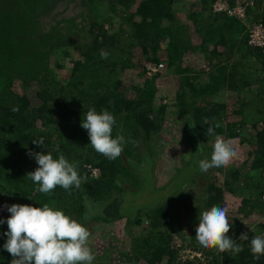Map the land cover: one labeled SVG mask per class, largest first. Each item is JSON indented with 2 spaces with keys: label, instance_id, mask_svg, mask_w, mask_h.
Returning a JSON list of instances; mask_svg holds the SVG:
<instances>
[{
  "label": "trees",
  "instance_id": "obj_1",
  "mask_svg": "<svg viewBox=\"0 0 264 264\" xmlns=\"http://www.w3.org/2000/svg\"><path fill=\"white\" fill-rule=\"evenodd\" d=\"M57 1L0 0V195H14L33 207H43L47 203L82 225H86L91 219L112 221L126 217L128 222L141 226L138 228L140 235L135 233L133 236L136 241L133 256L137 264H142L141 260H144L145 264H197L195 259L182 260L177 257L170 233V225L175 218V195L193 175L202 174L199 170L201 159L197 145H194L192 160L198 158V167L191 170L194 172L190 171L187 178L178 179L179 173L190 164V160L179 173L173 175L178 185L170 198L156 205L139 203L130 207L126 204L127 198L138 196L147 189V178L140 171L142 163H133L124 154L134 151L135 146L123 147L125 152L115 160H109L98 153L90 155V150H84V146L90 143L87 131L80 126L82 103H86L87 111L107 110L115 117L113 138L119 134L116 132L124 127L123 124L128 125L134 134L142 133L146 137L160 127L158 117L153 115L154 97L149 86L152 79L148 77L144 86L135 87L137 94L132 98L125 95V89L122 88L124 83L118 75V65H134L133 50L140 49L142 53L139 58L143 62H160L163 59L167 65H174L183 57V51L189 48L185 41L177 39V33L180 30L181 33L185 31L190 35V24L200 37L198 48L205 50L209 64L215 69L210 71L208 79L201 80L200 88L206 93L213 91L216 94L217 89L226 85L224 81H228L230 88L240 90L251 85L252 80L247 69L239 71L238 65H234L232 70H227V63L222 64L221 59L228 61L238 58L237 62L240 64L258 63L260 67L257 69L262 74H256L255 80H264L263 48L248 43L247 27L243 21L214 12V0H196L186 11L188 22L177 17L174 9L177 0H106L109 2L107 11L104 14L93 11L94 18L88 24H85V17L81 13L78 16L72 13L65 15L70 0H66L64 12L52 14ZM96 1L102 0H92L91 4L95 6ZM134 2L137 7L131 12L128 7ZM253 7L248 12L250 19H261L264 22V8L253 15ZM96 16L104 20L101 21ZM117 16L119 21L115 25L113 22ZM105 21L110 22L108 27ZM211 37L213 44L205 48L206 39H212ZM163 39H168L166 45L162 44ZM233 43L237 44L236 48H233ZM60 48L70 54L76 50L83 55V58L73 60L72 71L64 83L57 80L50 67L52 54ZM162 49L166 51L164 58L160 57ZM101 50L108 53L106 59L101 58ZM176 71L182 73L183 70ZM237 73L241 74V79L237 78ZM17 80L23 85V92L15 88ZM191 80L196 81L194 78ZM33 82L36 88L32 95L37 97L39 102L32 100L28 91L31 89L28 86ZM188 84L193 88L192 81ZM193 90L196 91L194 88ZM262 100L264 102V98ZM147 106L151 108L147 109ZM224 106L225 104L217 98L209 101L207 106L196 104L193 121L196 122L200 133L217 123L220 127L215 128V131L225 130L220 117ZM244 106L243 101L242 112ZM14 107L19 110L14 111ZM257 114L262 126H258L257 121L253 122L256 148L251 166L263 170L264 108L261 112L257 111ZM65 122L69 125L73 122L75 125L69 130L61 125L56 127L53 133L47 130L50 126ZM242 122L244 123L245 119H242ZM41 137L44 139L42 145L32 143ZM29 152L50 153L54 159L63 154L70 163L76 165L78 160L81 164L93 162L101 167L102 173L98 178L80 173L82 183L79 188L73 187L65 191L57 186L50 194L45 195L37 192L38 185L27 177L28 173L38 167L37 163L35 166L29 164ZM144 159L143 166H151L148 170L149 179L153 180L152 189L155 191L168 187V182L163 186L155 183L153 160L146 155ZM81 164L78 169L83 171ZM127 167H135L136 170L133 175L130 173L131 177H136L137 180L132 186L122 184L117 176L120 171L130 172ZM208 191L207 205L219 206L223 199L222 184L212 178L209 180ZM250 197L255 198L252 194ZM144 218L148 225L143 224ZM6 220L0 228V264H11L13 259L3 248L7 240L4 235L7 231ZM144 231L148 234L143 233ZM252 238L244 240L241 246L243 250L239 254L220 252L207 264H264V255L259 260L253 259L250 251ZM236 243L240 244L242 241Z\"/></svg>",
  "mask_w": 264,
  "mask_h": 264
},
{
  "label": "rangeland",
  "instance_id": "obj_2",
  "mask_svg": "<svg viewBox=\"0 0 264 264\" xmlns=\"http://www.w3.org/2000/svg\"><path fill=\"white\" fill-rule=\"evenodd\" d=\"M195 1L177 0L174 5L177 17L188 22L186 11L192 7ZM223 1L225 2L226 0ZM253 1V6L255 7H253L255 9L253 15H256V13L261 12L264 8V0ZM91 3L92 0H70L68 10L65 11L66 0H58L53 6L51 13H62L65 11V15L72 13L76 16L81 13L85 17V24H88L94 18L93 11H100V14H104L108 9L109 2L106 0L96 1L95 6ZM136 4V2L132 3L128 7V10L131 12L135 11ZM224 14L229 15L227 12ZM96 17L100 18L101 21L104 20L99 16ZM118 21L119 17L117 16L113 23L116 25ZM105 25L108 27L110 22L105 21ZM87 27L89 28L88 25ZM188 28L190 35L185 31L181 33L180 30L177 33V39L185 41V44L189 48L183 51V57L176 64L167 65L166 60L161 59L160 62L164 63V67L153 74H149L147 64L151 61L143 62L139 58L142 52L138 48L133 50L132 60L134 65L129 64L127 67L118 65V75L124 83L122 88L125 89L124 93L126 96L135 97L137 94V88L135 87L144 86L147 82L146 78L148 77L152 79L149 86L152 88L151 95L154 97L153 115L158 117L160 127L146 137L142 133L134 134L132 129L124 124V127L116 133L124 137L126 143H124L123 147H126V145L128 147L135 146V150L130 153H124L125 149L122 152L133 163H142L140 165V171L147 178V189L138 196L133 195L127 198L126 204L130 207L139 203L156 205L170 198L175 192V187L178 185L173 175L178 171L180 172L192 160L195 144L199 149L200 159L208 160L211 158L212 145L217 136L233 144L237 151V157L230 166L227 168H212L207 172H203L201 175L196 173L174 197L177 200L173 202L175 218L173 224L170 225L172 231L170 233H172V244L177 250V257H180L182 260L195 259L198 262L197 264H207L220 252L215 249H204L199 246L195 238V229L199 224V216L204 211L210 210L213 207L207 205V197L209 194L208 184L212 178L217 179V182L222 184L223 199L219 203V207H226L228 209L226 215L230 223V231L227 235L235 242L242 241L239 244L241 246L244 243V239H240L241 234H247L248 238L255 236L264 238V206L262 205L264 204V169L253 168L251 166L255 153L254 149L256 148L255 137H253V132H255L253 122L257 121L256 124L262 126L257 111L261 112L264 108V102L262 100L264 98V80H255L256 74L257 76L262 74L257 69L260 67L258 63L240 64L239 61L237 62L238 58H232V60L228 61L221 59L220 62L222 64L227 63V70H232L234 65H238L237 69L239 71L247 69L252 78L251 85L237 90L230 88L228 81H224L226 85L224 84L220 89H217V100L225 104L220 114L225 130L215 131L214 135H207V131L200 133L196 122L193 121L194 108L196 104L207 106L208 102L214 100L217 94H214L213 91L210 93L201 91L200 87L202 85H200V82L203 78L207 79L210 76V71L215 69L212 64H209L205 56L206 53H204L205 50L203 51L198 48L200 37H198L197 32L190 24ZM167 40L163 39L162 44L166 45ZM230 41L232 42V40ZM235 43L232 44L234 46L233 48L237 46ZM212 44L213 38L206 39L204 47L208 48ZM165 53L166 51L162 49L160 57L164 58ZM77 58H83V55L76 50H73L72 54L61 48L60 50L54 51L50 58V67H52V73L54 75L56 74L57 80L62 83L68 80L72 71L73 60ZM178 69L183 70L182 73H177L176 70ZM237 75V78L241 79V74L237 73ZM187 76L189 80L186 79ZM191 78H194L196 81L194 82ZM190 81L194 83L193 88L196 91L193 90L191 84H188ZM28 87H31V89H28L29 94H31L30 96H32L31 99H36L39 102V99L32 95L36 88L35 83H31ZM15 88L19 92L24 91L20 80L16 81ZM243 101L245 108L243 107L244 110L242 112L241 105ZM82 104L83 107L81 110H83L84 115L87 111L86 103L83 102ZM146 108L149 109L151 107L147 106ZM242 119H245L244 123H241ZM189 124L194 127H190ZM61 125L69 130L75 123L72 122L70 125L66 124V122L63 124L58 123L53 127L50 126L47 130L53 133L56 131L55 128H59ZM42 129L45 130V127ZM84 147V150H90V155L97 154L90 143ZM145 155L153 160L152 169L155 183L158 186H163L168 182V187L156 189L155 191L152 189L153 180L151 178L149 179L148 170L151 166L149 164L143 166ZM29 157L31 162L29 164L35 166V158L33 156ZM80 164L81 162L78 160V168H80ZM88 164H92L101 169L99 165L93 162H84L81 166L83 165L85 171L78 169L79 174H88L96 178L87 171ZM196 167H198V158L192 160L188 166H185L184 171L178 172V179L182 180L187 178L190 171ZM127 170L130 172L124 173L120 171L117 176L122 184L132 186V184L137 182L136 177H131L130 175V173H134L135 167L130 169L127 167ZM100 172L102 173V169ZM251 194L255 198L250 197ZM258 195L261 197L259 198ZM12 204H25V202L19 200V198H15L14 195H0V220L4 221L11 215L5 206ZM147 222L145 219L143 224L148 225L149 223ZM84 226L90 232L89 247L95 255L92 264L138 263L133 256L134 244L136 243L135 237L133 236L135 233L139 234L140 231L138 232V228L140 229L141 226L135 225L133 222H128L126 217L112 221L91 219ZM143 233L148 234L147 231ZM141 261L142 264H145L144 260Z\"/></svg>",
  "mask_w": 264,
  "mask_h": 264
},
{
  "label": "clouds",
  "instance_id": "obj_3",
  "mask_svg": "<svg viewBox=\"0 0 264 264\" xmlns=\"http://www.w3.org/2000/svg\"><path fill=\"white\" fill-rule=\"evenodd\" d=\"M108 53L101 50L100 56L107 58ZM18 111V107H14ZM115 117L104 110L86 111L81 120V127L87 131L90 145L98 153L109 160L117 159L126 143L121 135L112 137ZM190 127H194L189 124ZM209 126L207 135H214L215 128ZM40 146L43 137L33 140ZM35 158L38 167L27 174V177L37 184V192L50 194L57 186L69 191L79 188L82 178L78 166L70 163L63 154L54 159L49 154L28 153ZM237 157V151L230 141L217 136L212 145L211 158L199 161V170L207 172L212 168H227ZM7 207L11 214L7 220V240L3 248L13 257L11 264H92L95 255L89 247L90 232L75 219L63 211L54 209L49 204L43 207H33L28 204H12ZM226 207L213 206L199 216V224L195 229V238L204 249H215L218 252L230 251L234 255L243 249L231 239L227 233L230 223L227 219ZM5 221L0 220V224ZM240 239H248L247 234H241ZM250 251L253 259L259 260L264 255V238L255 236L250 241Z\"/></svg>",
  "mask_w": 264,
  "mask_h": 264
},
{
  "label": "built area",
  "instance_id": "obj_4",
  "mask_svg": "<svg viewBox=\"0 0 264 264\" xmlns=\"http://www.w3.org/2000/svg\"><path fill=\"white\" fill-rule=\"evenodd\" d=\"M253 0H235L234 3L224 2L223 0H215L213 3L214 12L228 13L229 15L236 17L243 21L247 27L248 43L263 48L264 50V22L259 20L250 19L249 10L253 6ZM164 67L163 62H149L147 64V70L149 74L157 72ZM87 171L94 177L101 175V169L87 165Z\"/></svg>",
  "mask_w": 264,
  "mask_h": 264
},
{
  "label": "crops",
  "instance_id": "obj_5",
  "mask_svg": "<svg viewBox=\"0 0 264 264\" xmlns=\"http://www.w3.org/2000/svg\"><path fill=\"white\" fill-rule=\"evenodd\" d=\"M234 39V38H233ZM234 40H236V39H234ZM238 40V39H237ZM208 79V78H207ZM208 81V80H207ZM207 88H209V87H207ZM211 89V88H210ZM202 90H204L203 88L201 89V91ZM217 95H218V93L216 94V98H217Z\"/></svg>",
  "mask_w": 264,
  "mask_h": 264
}]
</instances>
